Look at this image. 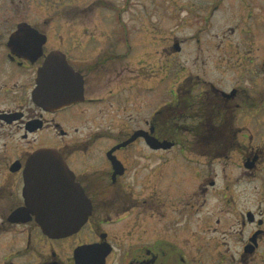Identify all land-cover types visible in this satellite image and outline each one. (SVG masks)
Listing matches in <instances>:
<instances>
[{"label":"flooded vegetation","instance_id":"obj_1","mask_svg":"<svg viewBox=\"0 0 264 264\" xmlns=\"http://www.w3.org/2000/svg\"><path fill=\"white\" fill-rule=\"evenodd\" d=\"M7 1L11 14L0 0V238L19 236L21 245L0 239L8 253L0 264H99L107 249L104 264H264V56L244 53L243 40L232 55L217 46V78L207 69L211 55H200L211 45L174 36L159 42L154 70L125 52L70 59ZM210 2L198 10L209 15ZM193 6L188 0L178 9ZM206 18L200 31L208 30ZM21 24L29 26L19 36L27 46L10 41ZM52 51L66 59H53L50 90L70 83L74 97L42 107L33 92ZM184 53L201 66L176 61ZM41 149L60 155L90 203L83 226L59 239L43 235L25 210L26 164ZM89 245H97L92 254H76Z\"/></svg>","mask_w":264,"mask_h":264},{"label":"rangeland","instance_id":"obj_2","mask_svg":"<svg viewBox=\"0 0 264 264\" xmlns=\"http://www.w3.org/2000/svg\"><path fill=\"white\" fill-rule=\"evenodd\" d=\"M187 1L16 0L20 21L25 20L30 25H41L44 31L47 30L45 33L51 44L66 51L70 59H91L93 56L107 53L111 56H124L125 52L131 56L134 63L139 59H147L144 65L148 70H154L159 42L170 40L174 36L186 37L189 40L199 38L202 45H211L209 54L200 55L201 58L211 55V59L206 60L210 61L207 69L217 78H221L220 59H218L220 53L217 51V46L228 45L229 55H232L233 50L242 48L239 45L243 40V44L246 45L243 47L244 53L253 50L250 55L259 58L264 56V0H249L248 7L244 6L247 0H211L209 15L207 11L198 10L203 0H190V3L194 2L195 11L179 10L178 7L185 5ZM7 3L8 1L5 0L4 7L8 6L11 14L13 6ZM206 16L209 17V20L206 18L209 24L208 30L200 31ZM222 36L226 37L227 44L221 43ZM59 37L63 40V44L60 43ZM125 39L129 40L130 45L127 52L124 48ZM75 45H77L76 49H74ZM195 49L196 47L192 46L189 51L193 57L198 55ZM186 56L185 53L179 55L181 59L176 61H180L193 71L201 66L200 62L203 59H186ZM231 74L229 72L225 77L230 79ZM148 86L152 84L149 82ZM165 86L170 89L168 83ZM150 104L151 99L148 97V108H151ZM91 112L97 114L93 108ZM125 116L124 113L119 114L114 120H125ZM97 123L101 124L99 120ZM102 126L106 127V124ZM3 237L9 240L8 244L14 242L13 235L4 234L0 239L4 240ZM17 238L21 239L19 236ZM19 240L16 239L14 243L21 245ZM1 245L5 246L6 243ZM5 255H8L6 248L0 247V259ZM28 260L29 257H18L15 261Z\"/></svg>","mask_w":264,"mask_h":264},{"label":"water","instance_id":"obj_3","mask_svg":"<svg viewBox=\"0 0 264 264\" xmlns=\"http://www.w3.org/2000/svg\"><path fill=\"white\" fill-rule=\"evenodd\" d=\"M23 25L25 24L19 26L10 41H19L23 46H27L28 41H21L19 38L21 34L28 33L29 26L23 28L21 27ZM30 29L37 32L33 28ZM44 42L45 36H42V41L37 44L39 51ZM53 59H66V56L60 51H52L38 70L37 87L33 92V97L35 102L42 107L67 102L74 97L70 83L62 87L61 91L60 89L50 90L54 81L49 77L51 64L54 63ZM61 63L64 72L71 71L64 61ZM148 144L152 148L157 146L153 140H149ZM23 197L26 212L35 214L37 225L42 233L50 238H62L77 232L86 222L90 210V203L78 183L74 181L72 172L60 155L52 149H41L28 160L24 173ZM19 215V213L13 214L14 218ZM96 247L97 245L79 247L76 254H92L93 252L89 249ZM109 252L110 249H107L102 253L99 264H104V259Z\"/></svg>","mask_w":264,"mask_h":264},{"label":"trees","instance_id":"obj_4","mask_svg":"<svg viewBox=\"0 0 264 264\" xmlns=\"http://www.w3.org/2000/svg\"><path fill=\"white\" fill-rule=\"evenodd\" d=\"M213 145H214V144H212V146H213ZM195 146H196V147H199L197 143L195 144Z\"/></svg>","mask_w":264,"mask_h":264}]
</instances>
